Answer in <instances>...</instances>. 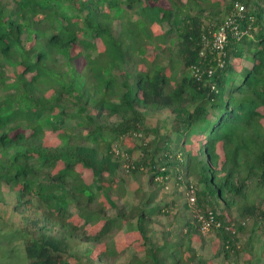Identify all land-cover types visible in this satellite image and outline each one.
<instances>
[{
    "label": "trees",
    "instance_id": "obj_1",
    "mask_svg": "<svg viewBox=\"0 0 264 264\" xmlns=\"http://www.w3.org/2000/svg\"><path fill=\"white\" fill-rule=\"evenodd\" d=\"M13 1L0 0V204L4 184L16 198L0 264L264 257V0ZM127 232L135 252L90 250Z\"/></svg>",
    "mask_w": 264,
    "mask_h": 264
},
{
    "label": "rangeland",
    "instance_id": "obj_2",
    "mask_svg": "<svg viewBox=\"0 0 264 264\" xmlns=\"http://www.w3.org/2000/svg\"><path fill=\"white\" fill-rule=\"evenodd\" d=\"M5 1H8L11 4L13 3V0H5ZM157 3L162 4V5H166L167 4V0H159V1H157ZM124 16L125 17L127 16V12L124 13ZM119 22H120V19L117 18V17L112 19V23H113V26L115 28L118 27ZM154 28H155L156 32H161V26L160 25H158V26L154 25ZM102 48H103V46L100 45V49H102ZM96 53H97V51H93V54H96ZM74 62L76 63L77 67L80 69L83 66V64L85 63V59L82 58V57H78L76 60L73 61V63ZM246 64L250 65L248 62H246ZM16 73H17V71L10 72V74L13 75V76ZM8 74H9V71H8ZM261 110H263V109L261 108ZM167 113H169V111L165 112V114H167ZM165 114L161 113V114L154 115L153 117L150 118V122L153 125H155L157 122L161 121V119L164 117ZM260 120H261V124L264 125V116L262 118L260 117ZM48 134H50V137L47 139L46 142H49L51 144H55V143H57L59 141V139L56 136L55 132H52V131L48 130ZM197 139H198V141H202L203 136H200ZM197 144H198V142H197ZM219 151H220L221 155L223 156V151L221 150V148H219ZM84 175H86L88 181L91 180L90 176H89L90 175L89 173L84 172ZM132 182H134V181L131 178H128V187L129 188H135L137 186L136 185L137 183H132ZM10 189H12V188L8 187V185H6V184L3 185V191H4V193L7 194V197L6 196L5 197L7 198L6 200L8 202H6L7 204H5V203H1L0 204V213H2L4 211L8 212L10 209H12L13 205L16 202V198H14L12 192L9 191ZM183 190H185V187H183ZM177 201L182 204V203H184V201H186V198L183 197L182 194H181V195H179V199ZM38 213H40V211ZM3 220H4V218H3ZM16 220H17V222H15V225L17 226L18 223L20 222V220H19V218H16ZM77 220H79V218H77ZM129 222L130 221L128 220V222L126 221L125 224L129 225ZM23 224L27 225V223H23ZM197 237H199V239H201L200 236H197ZM206 237H207L206 239L209 240L210 238H213L214 236L213 235H207ZM138 238H139V236L135 232L122 233V234L119 235V237L117 239H115L116 242L114 240H112V241H110L108 243H103V244H100V245L91 246L90 250L93 251L92 253L94 255H96L100 251L104 250V251H106L108 253L109 257L113 260L115 258V256H117V253H118V251H120L121 247H123L124 245H127V244L129 245L131 242L133 244H130L131 247L129 249V252L130 251L131 252H135L137 250V247H138V244H137V239ZM19 239H20V237L17 238V240H19ZM161 241H162V239L158 240L159 243H161ZM6 246H8V245H4V244L0 245V247H6ZM195 246L199 247V242H196ZM217 246H218V243L216 241H214L213 249H215ZM208 247H210V242L208 243ZM140 251H142V248L140 249ZM19 252L21 254V248H19ZM206 254H211L210 250L207 251ZM188 255H189V251L185 250V252L183 253V259L187 261ZM215 261L217 262L218 260H215ZM110 264H122V261L120 262V261L116 260L115 263H114V261H112V262H110ZM224 264H228V263H224ZM241 264H264V257L254 258L250 254H245L243 259L241 260Z\"/></svg>",
    "mask_w": 264,
    "mask_h": 264
},
{
    "label": "built area",
    "instance_id": "obj_3",
    "mask_svg": "<svg viewBox=\"0 0 264 264\" xmlns=\"http://www.w3.org/2000/svg\"><path fill=\"white\" fill-rule=\"evenodd\" d=\"M223 38H224V36L218 38V42H217V45L218 46H221V43L223 41ZM189 200L193 202L194 201V197L193 196H190L189 197ZM200 217L202 219H205L202 215H200ZM212 220H213L212 215L210 216V219L209 220H204V223H203V231L204 232H207L208 230H210V223H211Z\"/></svg>",
    "mask_w": 264,
    "mask_h": 264
},
{
    "label": "clouds",
    "instance_id": "obj_4",
    "mask_svg": "<svg viewBox=\"0 0 264 264\" xmlns=\"http://www.w3.org/2000/svg\"><path fill=\"white\" fill-rule=\"evenodd\" d=\"M12 4L14 5L15 2L13 1ZM218 66H220V67L224 66V59L218 61ZM211 72H212V71H211Z\"/></svg>",
    "mask_w": 264,
    "mask_h": 264
}]
</instances>
